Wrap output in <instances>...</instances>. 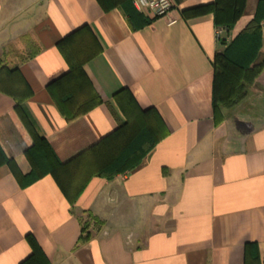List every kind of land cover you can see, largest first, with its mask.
<instances>
[{"label":"crops","instance_id":"0c3cea01","mask_svg":"<svg viewBox=\"0 0 264 264\" xmlns=\"http://www.w3.org/2000/svg\"><path fill=\"white\" fill-rule=\"evenodd\" d=\"M213 1L172 0L163 17L138 10L152 22L134 29L119 4L105 10L98 0H0V61L21 72L33 93L23 112L64 159L150 108L164 135L137 168L111 180L93 177L74 204L51 175L23 187L2 164L0 264L28 258V235L50 264H245L248 243L259 252L251 264H264V67L223 122L215 123L213 109L221 39L229 43L246 28L258 0H247L220 39L213 13L181 15ZM84 25L102 47L83 67L102 102L68 122L47 86L71 66L57 43ZM256 63L264 66V27ZM14 106L0 92V141L27 175L29 143Z\"/></svg>","mask_w":264,"mask_h":264},{"label":"trees","instance_id":"16d2710c","mask_svg":"<svg viewBox=\"0 0 264 264\" xmlns=\"http://www.w3.org/2000/svg\"><path fill=\"white\" fill-rule=\"evenodd\" d=\"M105 10L121 5L134 29H141L152 22L133 5L132 0H98ZM247 0H214L181 11L184 19L214 14L215 25L230 31L245 14ZM264 0H258L253 19L246 28L229 43L221 39L226 48L215 54L213 60V109L215 123L225 120V111L237 107L249 95L250 89L259 77L263 64L256 59L263 45ZM85 34L88 40L80 42L78 34ZM76 42V43H75ZM57 46L71 64L69 70L52 81L47 89L59 110L68 122L85 114L101 104V98L93 91L91 82L84 72V65L98 55L102 47L90 28L84 25L61 39ZM0 92L13 97V113L28 141L26 155L31 171L21 174L15 159L8 154L0 141V166L7 164L19 183L27 187L49 174L71 203H76L88 182L93 177L111 180L119 174L137 168L145 156L164 136L161 120L153 108L141 111L133 120L122 123L116 130L102 137L96 143L64 159L47 137H40L27 119L22 103L32 96V90L17 67L9 68L0 61ZM82 177V182L79 178ZM85 224L82 229L84 241L90 239ZM32 252L21 264H50L43 250L33 236H27ZM245 264L259 261L257 244L248 243Z\"/></svg>","mask_w":264,"mask_h":264},{"label":"built area","instance_id":"2783aa9c","mask_svg":"<svg viewBox=\"0 0 264 264\" xmlns=\"http://www.w3.org/2000/svg\"><path fill=\"white\" fill-rule=\"evenodd\" d=\"M134 7L142 12H149L156 17H163L167 15L172 7V0H132ZM222 29H217L216 35L220 39Z\"/></svg>","mask_w":264,"mask_h":264},{"label":"rangeland","instance_id":"374dc122","mask_svg":"<svg viewBox=\"0 0 264 264\" xmlns=\"http://www.w3.org/2000/svg\"><path fill=\"white\" fill-rule=\"evenodd\" d=\"M13 46H15V43H12L9 48H13Z\"/></svg>","mask_w":264,"mask_h":264}]
</instances>
